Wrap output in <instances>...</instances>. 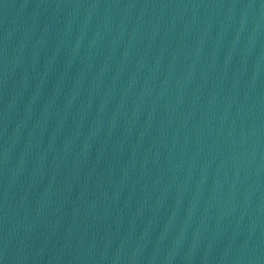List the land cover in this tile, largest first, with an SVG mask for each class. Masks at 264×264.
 <instances>
[{
	"label": "water",
	"instance_id": "1",
	"mask_svg": "<svg viewBox=\"0 0 264 264\" xmlns=\"http://www.w3.org/2000/svg\"><path fill=\"white\" fill-rule=\"evenodd\" d=\"M0 264H264V0H0Z\"/></svg>",
	"mask_w": 264,
	"mask_h": 264
}]
</instances>
